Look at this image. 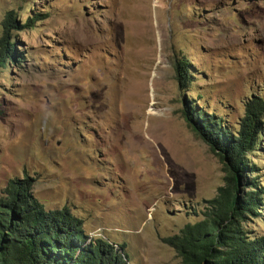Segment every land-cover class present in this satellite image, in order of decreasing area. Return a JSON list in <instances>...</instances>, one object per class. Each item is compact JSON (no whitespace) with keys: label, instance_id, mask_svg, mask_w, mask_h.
I'll list each match as a JSON object with an SVG mask.
<instances>
[{"label":"rangeland","instance_id":"obj_1","mask_svg":"<svg viewBox=\"0 0 264 264\" xmlns=\"http://www.w3.org/2000/svg\"><path fill=\"white\" fill-rule=\"evenodd\" d=\"M9 12L38 20L0 72V197L29 178L128 264H181L163 238L202 221L227 176L185 102L237 131L264 99V0H0V39ZM247 162L243 182L264 187V134ZM245 230L264 237V209Z\"/></svg>","mask_w":264,"mask_h":264},{"label":"trees","instance_id":"obj_2","mask_svg":"<svg viewBox=\"0 0 264 264\" xmlns=\"http://www.w3.org/2000/svg\"><path fill=\"white\" fill-rule=\"evenodd\" d=\"M38 18L17 22L14 12L3 21L0 72L18 60L14 31L32 29ZM187 60L176 63L180 89L188 85ZM196 107L183 111L189 127L206 142L224 165L225 185L210 201L204 219L186 224L178 234L163 238L181 264H264V237L245 230L250 217H260L264 187L243 182L253 175L247 158L260 150L264 134V99L252 96L245 104L237 131ZM248 186L244 190L241 186ZM124 246L103 237L90 238L84 221L69 207L48 210L34 195L29 178L13 179L0 197V264H128Z\"/></svg>","mask_w":264,"mask_h":264}]
</instances>
